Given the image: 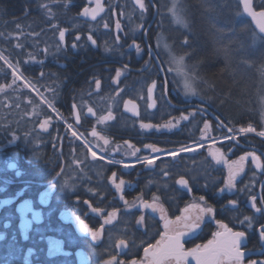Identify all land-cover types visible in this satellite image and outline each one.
Returning a JSON list of instances; mask_svg holds the SVG:
<instances>
[{"label": "flooded vegetation", "instance_id": "af4514ba", "mask_svg": "<svg viewBox=\"0 0 264 264\" xmlns=\"http://www.w3.org/2000/svg\"><path fill=\"white\" fill-rule=\"evenodd\" d=\"M101 3L104 11L95 20L82 15L85 7H95V0L55 3L52 15L43 17L46 25L41 32L8 34L30 39L6 49L22 78L13 77L17 93L10 94L16 99L9 98L11 104L0 112V264L141 261L144 249L165 231L161 214L138 203L141 199L151 203L154 195L171 220L185 215L183 209L192 203L213 208L194 237L182 238L185 250L207 243L221 230L217 221H222L246 234L243 264H264V167L257 168L249 155L235 188H225L232 161L255 152L264 164V143L238 132L243 120L234 113L226 114L216 102L186 93L170 78L155 46L163 11L157 0H144L143 11L135 0ZM118 69L122 74L116 79ZM128 100L135 102L139 115L124 107ZM153 102L155 106L149 107ZM109 111L113 119L101 121ZM182 114L188 119H181ZM45 121L47 127L41 128ZM169 121L176 126H140ZM145 145L163 151L153 153ZM182 146L193 150L175 157L166 154ZM134 149H139L136 156L125 154ZM217 149L223 154L220 162L212 156ZM152 156L158 157L153 165L137 162ZM113 160L117 163H110ZM113 173L115 184L124 180L122 190L110 179ZM181 176L188 180L187 188L177 183ZM251 197L256 198L255 208ZM233 200L235 205L229 203ZM245 217L251 218V228ZM120 240L126 243L118 247ZM189 264L195 260L189 258Z\"/></svg>", "mask_w": 264, "mask_h": 264}, {"label": "rangeland", "instance_id": "374dc122", "mask_svg": "<svg viewBox=\"0 0 264 264\" xmlns=\"http://www.w3.org/2000/svg\"><path fill=\"white\" fill-rule=\"evenodd\" d=\"M157 2L163 11L155 46L170 78L185 87L186 75L195 89L192 95L216 102L215 107L226 114L234 113V109L242 105L243 110L249 112L256 107L258 124L248 122L237 126L236 130L240 132V128L252 124L256 131L247 134L264 143V137L258 134L264 130V40L259 39L264 36L253 30L251 20L248 21L243 13L241 1L177 0L187 27L177 23L169 11L173 0ZM255 3L264 5V0H255ZM0 53L9 61L6 54L1 50ZM179 57H183L182 65L173 63V58ZM181 67L183 73L178 70ZM12 71L7 64L0 68V86L3 87L0 112H5L6 106L11 104L9 98L16 99V95L10 94L17 93Z\"/></svg>", "mask_w": 264, "mask_h": 264}, {"label": "snow or ice", "instance_id": "6c2138e0", "mask_svg": "<svg viewBox=\"0 0 264 264\" xmlns=\"http://www.w3.org/2000/svg\"><path fill=\"white\" fill-rule=\"evenodd\" d=\"M135 3L139 6V8L143 11L145 10V3L144 0H135ZM243 3V10L244 12L250 14L254 20H256L257 25L259 27V30L261 33H264V10H261L259 12H256L253 10L252 7V0H242ZM46 7V6H45ZM261 8L264 9V5H261ZM104 11V5L101 3V0H95V7L88 8L85 7L83 9L82 15L84 16H90L93 20L96 19V17ZM171 12L174 20L177 23L184 24L185 27H187V23L184 21L183 17L180 15V10L178 9L177 0H173L172 7L169 9ZM50 12V10H49ZM105 28H108L109 25L105 23L103 25ZM121 25L120 22H116V28L120 29ZM59 38L60 41L63 42L65 38V30L61 29L59 31ZM77 40L80 39L79 36L76 37ZM119 39V37H117ZM259 39L264 40V37H259ZM88 40H90L93 44L96 43L95 40L92 39V36H88ZM76 45L73 44V47ZM17 47H20V45H17ZM137 52L140 51L139 46L136 47ZM31 59H35V57H31ZM0 60H4L5 64L8 65L9 68H12V75L16 77V79H21L22 77L17 75V69L13 67V65L7 60L6 57H4L2 54H0ZM173 63H176L178 65L183 64V57L179 58H173ZM181 73H183V68L178 69ZM122 74L121 70L116 71V79H118ZM43 75V74H41ZM15 83V80L13 81ZM96 87L100 88V80H96ZM25 86H28L27 84ZM155 87V82H153V85L148 88V94L149 97H151L153 88ZM3 90V87L0 86V91ZM35 90V89H34ZM185 91L186 93L195 94V89L192 87L191 82L187 79V76L185 75ZM47 102V101H45ZM129 105L132 107L129 108ZM51 107V104L49 105ZM154 102L149 105V107H154ZM124 107L128 109L129 111H132L135 115H139V112L137 110V106L134 101L128 100L125 101ZM55 110V109H53ZM88 111L91 113L93 110L91 108L88 109ZM113 116L111 111H109L108 115L100 117L101 121H109L112 120ZM181 119L187 120L188 117L185 115H181ZM77 120H79V114H77ZM222 123V122H221ZM176 124H179V120L176 121ZM176 124H173L171 121L164 125H152L148 123L141 122V128H152V127H166V128H172L175 127ZM47 127V121L45 123L41 124V128ZM71 127V125H69ZM205 129H209V124L205 123ZM229 131H232L229 129ZM256 129L253 128L251 125L248 127L240 128L241 133H248V132H255ZM94 136L98 135L95 130H93L92 133ZM260 136L264 137V130L260 131L258 133ZM75 135V133H73ZM100 139H103L104 143L107 145L109 143V140L100 137ZM226 139H231L230 137H226ZM119 147V146H117ZM129 148H132L133 146L131 144H128ZM144 147L150 148L153 153H160L163 150L158 148L156 145H145ZM115 150V149H114ZM193 150L191 147H180L176 150H173L171 152L166 153L167 155H171L175 157L179 152H187ZM139 152V149H134L131 153H125L126 155H132L136 156V153ZM252 156L253 162L256 164L257 168L264 167V164L261 163V158L256 155L255 152L252 153H245V155L241 156L237 161H232L229 165V174L225 181V188H227L229 191H231L233 188H235V181L236 177L243 172L244 170V161L247 159L248 156ZM92 156L95 158L96 153L93 152ZM213 159H215L217 162H220L223 160V154L219 152V149L216 150L215 153H212ZM158 157L152 156V157H144L143 161L137 160L138 163H144L146 165H153ZM110 163H117V161L113 160L110 161ZM124 167H130L129 164H124ZM164 175H168L167 172L164 173ZM115 176L116 173L112 174V177L110 179L113 180V183L115 184ZM124 180H120L119 184H115L116 189L122 190L124 186ZM178 184L183 186L184 188H187L188 186V180H186L183 176L179 178L177 181ZM189 191L191 189H188ZM223 191V189L221 190ZM121 199H123V196H121ZM201 201L204 200V197L199 198ZM159 200V197L153 196V202L149 203L145 200H138V203L141 208L144 209H151L152 213L155 214L156 212H159L161 214V219L164 221V233L161 235L160 239L156 241V243L149 244L148 247L144 249V258L141 261H132V264H189V258H192L195 260V264H243V260L245 257V252L242 250L243 241L245 238V232L244 231H233V229L229 228L227 224H224L222 221H217V224L219 225L220 231H217L213 233V238L208 240L207 243L200 245L197 244L194 248H190L185 250L184 244L181 242L182 238L185 236H195L197 232L201 229V224L203 223L205 216L208 214L213 213L212 207H204L199 203H192L189 204L187 207L183 209V212L185 215L177 216L175 220H171L167 217L166 209L164 208L163 204L157 203ZM252 200V207H256L255 197H251ZM231 205H235L236 201H230ZM125 204L127 205V201H125ZM128 207H132L133 205H127ZM94 211H98V209H94ZM257 212H260L261 209L257 208ZM111 215H115V213H112ZM144 217H140V222H143ZM245 221L248 222V227H252L251 218L245 217ZM245 221H241V223H244ZM264 228V225L261 226ZM85 230L88 231L87 227L85 226ZM96 238V233H93V239ZM261 238L264 239V231L261 232ZM124 240H120L118 242V247L125 245ZM115 257H113V260ZM108 264H111V261L108 262ZM249 264H256L255 261H250Z\"/></svg>", "mask_w": 264, "mask_h": 264}, {"label": "trees", "instance_id": "16d2710c", "mask_svg": "<svg viewBox=\"0 0 264 264\" xmlns=\"http://www.w3.org/2000/svg\"><path fill=\"white\" fill-rule=\"evenodd\" d=\"M62 1L70 0H0L1 52L7 55L6 49H14L12 43L16 41L26 43V41H29L30 39L26 36L14 39L10 38L8 34H31L41 32L46 25V22L43 21V17L51 16L57 9L55 3H61ZM257 5L258 4H256L257 8H261V5ZM247 20L249 21V19ZM253 30L255 31V28H253ZM0 68H5V63L2 60H0ZM238 102L241 106V101L238 100ZM256 110L257 108L255 107L253 112L245 111L243 110V105L241 108L234 109V115L237 117V120H243L238 125H245L248 122L258 124V121L256 120Z\"/></svg>", "mask_w": 264, "mask_h": 264}, {"label": "water", "instance_id": "95a60500", "mask_svg": "<svg viewBox=\"0 0 264 264\" xmlns=\"http://www.w3.org/2000/svg\"><path fill=\"white\" fill-rule=\"evenodd\" d=\"M240 1H241L242 10H243V3H242V0H240ZM252 7H253V10L256 11V12H259V11H261V10H264V9H262V8H257V7H256L255 0H252ZM243 13H244L245 17H247L248 19L251 20L252 25H253V27L255 28V30H256L259 34H261V35L264 36V33H261V32H260L256 20H254L250 14L244 12V10H243ZM99 15H100V14H99ZM156 17H157V11H156V13H155V15H154V17H153V20H155ZM0 54H1V53H0Z\"/></svg>", "mask_w": 264, "mask_h": 264}, {"label": "built area", "instance_id": "2783aa9c", "mask_svg": "<svg viewBox=\"0 0 264 264\" xmlns=\"http://www.w3.org/2000/svg\"><path fill=\"white\" fill-rule=\"evenodd\" d=\"M250 125H252V124H250ZM254 126V125H253ZM254 128H255V126H254Z\"/></svg>", "mask_w": 264, "mask_h": 264}]
</instances>
